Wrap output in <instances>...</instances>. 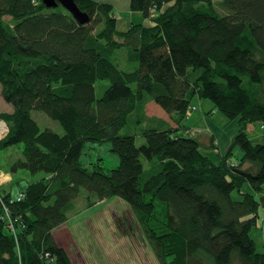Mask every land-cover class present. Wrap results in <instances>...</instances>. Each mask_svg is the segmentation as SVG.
Wrapping results in <instances>:
<instances>
[{"label": "trees", "instance_id": "trees-1", "mask_svg": "<svg viewBox=\"0 0 264 264\" xmlns=\"http://www.w3.org/2000/svg\"><path fill=\"white\" fill-rule=\"evenodd\" d=\"M75 2L85 25L60 4L0 0V91L13 106L0 152L20 149L13 174L46 175L16 194L0 186V264H73L54 232L84 189L88 207L124 200L160 264H264L251 234L264 208V0H129L149 24L127 31L113 3ZM197 99L239 120L226 154L186 134ZM152 102L174 126L148 117ZM104 142L119 166H85L87 144Z\"/></svg>", "mask_w": 264, "mask_h": 264}, {"label": "rangeland", "instance_id": "rangeland-1", "mask_svg": "<svg viewBox=\"0 0 264 264\" xmlns=\"http://www.w3.org/2000/svg\"><path fill=\"white\" fill-rule=\"evenodd\" d=\"M110 1L115 5L119 31L130 29L132 22H144L142 13L128 11V7L127 10L124 9L126 0ZM214 1L218 4L221 0ZM247 79L246 77L245 80L247 81ZM108 85L107 82L97 84L99 98L104 94V89ZM194 106L197 108L196 111H192L189 120L184 123L189 128L186 134H190L202 142L206 141L204 136H208L209 145L214 137L222 155L226 154L240 130L239 120L231 121L222 112L216 110L213 112L215 107L212 102L205 99L195 100ZM11 110H13V106L5 101L0 91V113ZM150 113L155 115L151 109ZM32 115L42 128H51L58 134L63 133L61 125H58L46 114L37 111L32 112ZM196 124L199 126H195ZM1 126L6 128V131L0 134L2 139L8 130L7 126L2 123H0V128ZM249 127L247 135L249 139L261 138L263 130L259 123H254ZM137 143L142 145L145 142L138 140ZM233 149L231 159L237 161L242 157V152L237 146ZM111 150L112 144L108 142H104V144L89 143L83 153L82 162L85 166L92 168L94 164H100L106 170L114 169L119 166V157ZM20 155L19 148H9L7 151L0 152V186L14 190L15 194L30 182H37L46 176L42 172L36 175H29L21 171L13 174L10 167ZM100 158L103 159L102 162H98ZM243 191L253 192L249 184H246ZM21 195L24 197L23 193H20L19 197ZM87 196L86 190H82L75 200L74 211L69 214L67 223L54 232L57 243L70 254L73 264H160L148 239L143 235L132 208L124 200L119 197L111 198L88 207ZM233 197L235 200L240 199V195L236 191ZM259 212L258 226L251 234L258 251L264 253V208Z\"/></svg>", "mask_w": 264, "mask_h": 264}, {"label": "water", "instance_id": "water-1", "mask_svg": "<svg viewBox=\"0 0 264 264\" xmlns=\"http://www.w3.org/2000/svg\"><path fill=\"white\" fill-rule=\"evenodd\" d=\"M46 7L57 8L58 5L64 6L71 14L79 21L80 24L85 25L90 21V15L81 11L75 0H42ZM4 126H7L4 122H1ZM7 129H9L7 127Z\"/></svg>", "mask_w": 264, "mask_h": 264}, {"label": "crops", "instance_id": "crops-1", "mask_svg": "<svg viewBox=\"0 0 264 264\" xmlns=\"http://www.w3.org/2000/svg\"><path fill=\"white\" fill-rule=\"evenodd\" d=\"M99 2H105V3H112L110 0H98ZM114 4V3H113ZM127 7L129 9V0H126V4H125V8L127 10ZM129 11V10H128ZM145 23L149 24L148 21H144ZM150 106V108H149ZM150 109L154 111L155 115L151 114L150 113ZM146 112H147V115L148 117L150 118H153V119H160V120H163L165 121L166 123L170 124L171 126H174V123H173V120L171 119V116L166 113L163 109H161L156 103L152 102V103H149L146 108H145ZM13 110H11L10 112H12ZM167 115V116H166ZM198 124H196L195 126H197ZM199 126V125H198ZM187 127V126H186ZM187 129L189 130V128L187 127ZM202 129V128H200ZM203 130V129H202ZM206 141L203 142V144H206L208 145V141H207V137L204 136ZM209 138V137H208ZM202 141V140H200ZM221 151V150H220ZM5 183V182H4ZM56 235V233H55ZM56 240H57V237H56ZM68 253V252H67ZM70 255V254H69ZM71 257V256H70ZM72 260V259H71Z\"/></svg>", "mask_w": 264, "mask_h": 264}, {"label": "bare ground", "instance_id": "bare-ground-1", "mask_svg": "<svg viewBox=\"0 0 264 264\" xmlns=\"http://www.w3.org/2000/svg\"><path fill=\"white\" fill-rule=\"evenodd\" d=\"M195 109H196V108H195ZM195 109H194V110H195ZM5 131H6V128L3 127V126H1V128H0V134H1V133H4Z\"/></svg>", "mask_w": 264, "mask_h": 264}, {"label": "built area", "instance_id": "built-area-1", "mask_svg": "<svg viewBox=\"0 0 264 264\" xmlns=\"http://www.w3.org/2000/svg\"><path fill=\"white\" fill-rule=\"evenodd\" d=\"M22 197H23V195L20 196V198H22ZM20 198H19V200H20Z\"/></svg>", "mask_w": 264, "mask_h": 264}]
</instances>
